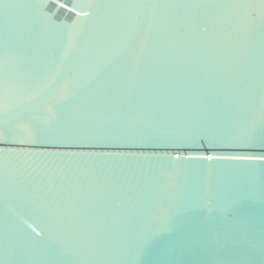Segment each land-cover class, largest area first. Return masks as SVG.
<instances>
[{
  "label": "water",
  "instance_id": "95a60500",
  "mask_svg": "<svg viewBox=\"0 0 264 264\" xmlns=\"http://www.w3.org/2000/svg\"><path fill=\"white\" fill-rule=\"evenodd\" d=\"M0 264H264V0H0Z\"/></svg>",
  "mask_w": 264,
  "mask_h": 264
}]
</instances>
